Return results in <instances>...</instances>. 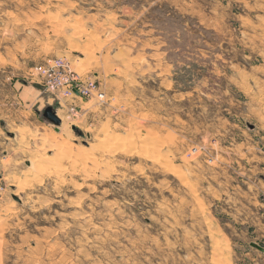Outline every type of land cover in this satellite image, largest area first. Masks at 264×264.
<instances>
[{"label":"rangeland","instance_id":"obj_1","mask_svg":"<svg viewBox=\"0 0 264 264\" xmlns=\"http://www.w3.org/2000/svg\"><path fill=\"white\" fill-rule=\"evenodd\" d=\"M0 264H264V0H0Z\"/></svg>","mask_w":264,"mask_h":264},{"label":"water","instance_id":"obj_2","mask_svg":"<svg viewBox=\"0 0 264 264\" xmlns=\"http://www.w3.org/2000/svg\"><path fill=\"white\" fill-rule=\"evenodd\" d=\"M44 116L47 117L50 121H52L53 123L58 124L59 123V118L54 114V112L52 111L51 107H48L44 110ZM261 250H263L262 248H260Z\"/></svg>","mask_w":264,"mask_h":264},{"label":"built area","instance_id":"obj_3","mask_svg":"<svg viewBox=\"0 0 264 264\" xmlns=\"http://www.w3.org/2000/svg\"><path fill=\"white\" fill-rule=\"evenodd\" d=\"M49 82H52V80H49ZM99 96H102V94H98Z\"/></svg>","mask_w":264,"mask_h":264},{"label":"bare ground","instance_id":"obj_4","mask_svg":"<svg viewBox=\"0 0 264 264\" xmlns=\"http://www.w3.org/2000/svg\"><path fill=\"white\" fill-rule=\"evenodd\" d=\"M58 163V162H57Z\"/></svg>","mask_w":264,"mask_h":264}]
</instances>
